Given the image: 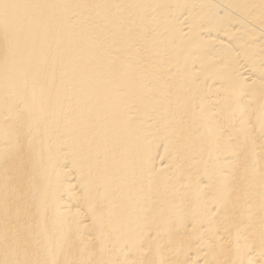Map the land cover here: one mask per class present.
I'll list each match as a JSON object with an SVG mask.
<instances>
[{
  "label": "bare ground",
  "instance_id": "obj_1",
  "mask_svg": "<svg viewBox=\"0 0 264 264\" xmlns=\"http://www.w3.org/2000/svg\"><path fill=\"white\" fill-rule=\"evenodd\" d=\"M0 264H264V0H0Z\"/></svg>",
  "mask_w": 264,
  "mask_h": 264
}]
</instances>
